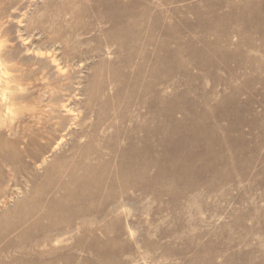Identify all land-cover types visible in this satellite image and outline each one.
Masks as SVG:
<instances>
[{"label": "rangeland", "instance_id": "1", "mask_svg": "<svg viewBox=\"0 0 264 264\" xmlns=\"http://www.w3.org/2000/svg\"><path fill=\"white\" fill-rule=\"evenodd\" d=\"M129 27L136 38L124 48L109 43V32ZM55 52L65 77L54 74L47 54ZM120 90L107 104L113 122L115 110L127 113L129 126L147 111L154 129L164 103V136L186 142L180 152L166 151L176 157L169 165L183 156L206 168L168 179L160 190L127 189L129 198L116 188L112 201L104 190L95 202L74 206L86 213L73 216L69 233L54 232L33 249L30 242L28 252L12 247L3 260L264 264V0H0V152L7 153L0 158V217L29 199L31 205L78 124H91ZM58 121L71 128L67 135H37ZM200 130L211 137L209 151L190 136ZM30 137L37 141L27 146ZM21 229L0 248L19 242Z\"/></svg>", "mask_w": 264, "mask_h": 264}, {"label": "bare ground", "instance_id": "2", "mask_svg": "<svg viewBox=\"0 0 264 264\" xmlns=\"http://www.w3.org/2000/svg\"><path fill=\"white\" fill-rule=\"evenodd\" d=\"M108 37L109 43L116 44L118 49L126 46L128 38H136V36L130 35V27L118 30V32H109ZM43 55L41 54V56ZM47 55L56 77H65L66 72L61 66L59 55L56 52ZM135 87L132 89L133 93L138 89ZM140 92L142 93V89ZM120 97L121 90L116 91L113 97L100 106L96 118L91 124L87 125L85 122L78 124L79 128L74 133L75 137L71 146L57 155L55 160L46 167V182L44 186L34 188L31 205L29 206L31 202L29 199L0 217V243L10 233L22 228L19 231V242L9 240L5 246L0 248V264H7L3 260V255L12 247H18L24 252H28L29 250L24 245H29L30 242L34 243L33 249L42 244L45 245L54 232L59 235L69 233L73 227V216L86 213V210L82 208L76 212L74 206L95 202L104 190L109 191L108 198L112 201L116 199V188H120L124 193L122 199L129 198L125 193L127 189L143 192L150 189L160 190L164 181L169 179L176 183L186 174L194 172L197 175L202 171L201 168L205 167L203 164L201 166L191 165L185 161L183 156L178 158V161L181 160L179 164L169 165L168 161L176 159V157L166 154V151L174 154L180 152L186 146V142L173 141L169 134L164 136V127L161 122L164 103L158 105V110L154 115L156 123L154 129H151L148 124L147 111L139 112L138 116L140 119L142 118L141 121L137 120L134 125L129 126L125 124L127 121H131L127 113L115 110L114 117L119 120V123L113 122L111 120L113 116L107 112V104L119 100ZM141 104L145 106L146 101L142 100ZM126 105L128 108L130 101ZM68 106L63 105L67 114L71 111ZM51 108L54 112L57 111V107L53 104H51ZM90 111L93 110L90 109ZM77 118L72 119L73 124L77 125ZM50 129L60 133L65 132L64 135H67L71 128L64 126L61 121L56 122L55 125L46 123L45 130L38 131L37 135L43 138L46 133L50 132ZM110 129L113 131L111 132ZM173 131L175 133V129ZM64 135L61 136L55 148H59L64 142ZM190 136L196 143L205 142L204 149L211 150L212 140L206 132L200 130ZM34 138L30 137L27 146L37 141ZM153 139L157 144L152 143ZM43 146L39 147L42 151H46V146ZM28 151L19 152V155L23 156ZM6 157L5 150L0 152V158L5 159ZM43 161L45 162V160ZM27 206L30 207L29 210ZM62 212H66L69 216H62ZM35 216L37 218L32 220ZM44 220L49 222L48 225ZM60 226H66V228L62 229ZM41 235L44 236L43 241L40 240ZM32 249L27 255L33 253ZM37 252H39L38 255L43 254V251L37 250ZM35 258L21 261L14 257L12 264L42 263V260Z\"/></svg>", "mask_w": 264, "mask_h": 264}]
</instances>
